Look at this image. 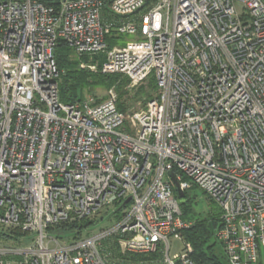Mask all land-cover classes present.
I'll use <instances>...</instances> for the list:
<instances>
[{
  "label": "built area",
  "instance_id": "built-area-1",
  "mask_svg": "<svg viewBox=\"0 0 264 264\" xmlns=\"http://www.w3.org/2000/svg\"><path fill=\"white\" fill-rule=\"evenodd\" d=\"M59 39L131 87L152 75L156 95L61 101ZM194 188L220 208L227 264H256L264 0H0V264H204L181 234L177 189Z\"/></svg>",
  "mask_w": 264,
  "mask_h": 264
},
{
  "label": "trees",
  "instance_id": "trees-1",
  "mask_svg": "<svg viewBox=\"0 0 264 264\" xmlns=\"http://www.w3.org/2000/svg\"><path fill=\"white\" fill-rule=\"evenodd\" d=\"M121 37L120 35L110 34L105 39L110 47L114 43H121ZM70 52H72L71 49L61 39L58 40L53 48V56L57 67L61 71L58 88L59 99L63 102L81 99L84 96V86L98 84L104 89H115L117 109L125 112L134 102L144 103L145 100L154 97L157 93L156 83L152 75L129 89L127 87L129 79L122 74L89 73L76 69V59L73 58ZM98 58L103 60L104 55L100 54ZM189 194V192L185 193L184 202L180 203V209L181 217L190 220L191 224L188 228L183 229L181 234L192 247V257L197 262L204 264H223L225 257L222 248L214 238V231L220 224V211L216 213L207 212L205 214L195 213L190 205L191 198ZM80 226L83 225H59L53 231L56 234L70 232L75 227ZM256 264H264V248L260 251V258Z\"/></svg>",
  "mask_w": 264,
  "mask_h": 264
},
{
  "label": "rangeland",
  "instance_id": "rangeland-1",
  "mask_svg": "<svg viewBox=\"0 0 264 264\" xmlns=\"http://www.w3.org/2000/svg\"><path fill=\"white\" fill-rule=\"evenodd\" d=\"M237 10L240 11V8L237 7ZM127 39H132V38L130 36L121 37L120 41H125ZM70 53L73 56V58L76 59V67H75L76 69L84 70V71H87L89 73H99L97 71H93L91 67H93L92 66L93 64H96V65H98V63L100 64L102 61L101 60L102 58L100 59V58H98V56H96V57L79 56V55H76L73 51ZM101 54H103V53H101ZM127 87L129 89L132 88L130 86V81L128 82ZM110 89H113V88H110ZM108 90L109 89H104L102 86H100L98 84H93V85H89V86H84L83 94L84 95H93L96 98L97 97L103 98V97H105ZM113 91L115 92V89H113ZM133 104L137 105V104H139V102L136 101ZM189 193H190L189 195L191 198V203L190 202L189 203L192 207V210H194L195 213L205 214L207 212L216 213V212L220 211L218 204H216L215 202L209 201L206 198V196L204 195V193L202 191H200L199 189H195V188L191 189ZM111 219H112V217H109L108 215H106L105 217H103V219L99 220L97 223L89 226L88 229L90 230V232L99 231L100 229H103V228L109 226L112 223ZM69 235H72V234H67L65 236H62L60 241L68 240V237H72ZM182 247H183V242L181 240L171 239V253L180 251ZM217 247H218V245H217ZM223 264H227L226 259L225 260L223 259Z\"/></svg>",
  "mask_w": 264,
  "mask_h": 264
},
{
  "label": "water",
  "instance_id": "water-1",
  "mask_svg": "<svg viewBox=\"0 0 264 264\" xmlns=\"http://www.w3.org/2000/svg\"><path fill=\"white\" fill-rule=\"evenodd\" d=\"M171 176L173 177L172 173H171ZM177 195L180 199V203H183L184 202V193L177 189Z\"/></svg>",
  "mask_w": 264,
  "mask_h": 264
}]
</instances>
